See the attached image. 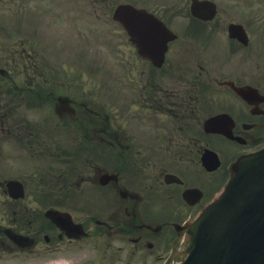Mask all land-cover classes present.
I'll return each instance as SVG.
<instances>
[{"label": "flooded vegetation", "instance_id": "obj_1", "mask_svg": "<svg viewBox=\"0 0 264 264\" xmlns=\"http://www.w3.org/2000/svg\"><path fill=\"white\" fill-rule=\"evenodd\" d=\"M262 147L264 0H0V264H162Z\"/></svg>", "mask_w": 264, "mask_h": 264}, {"label": "water", "instance_id": "obj_2", "mask_svg": "<svg viewBox=\"0 0 264 264\" xmlns=\"http://www.w3.org/2000/svg\"><path fill=\"white\" fill-rule=\"evenodd\" d=\"M116 16L137 43L139 26L136 25V12L123 6L117 10ZM233 166L231 178L221 196L224 195L218 202L220 206L210 208L199 222L205 233L200 238L195 236L199 246L182 264H264V148L243 159L238 167ZM217 210L223 223L213 218ZM191 224L184 226L185 231ZM228 226L229 233L223 240L221 233ZM197 228L198 224L193 226L192 239ZM218 248L223 249L221 256H216ZM199 249H204L203 254L198 255Z\"/></svg>", "mask_w": 264, "mask_h": 264}, {"label": "rangeland", "instance_id": "obj_3", "mask_svg": "<svg viewBox=\"0 0 264 264\" xmlns=\"http://www.w3.org/2000/svg\"><path fill=\"white\" fill-rule=\"evenodd\" d=\"M109 5L107 6L106 9L103 7H100L97 4V10L95 12V17H94V23H95V35H96V40L104 46L106 42L104 41V37L106 36V32L110 31L113 33L114 31H122V27L120 26L119 23L115 22L111 18V14L109 15ZM99 8V9H98ZM70 18H65L63 21V25L66 24H71L72 19L69 20ZM50 18L48 19L47 22H49ZM69 28L72 27V25L68 26ZM130 74V73H129ZM132 75H137V68L134 69V71L131 73ZM101 91H107L106 88L101 89Z\"/></svg>", "mask_w": 264, "mask_h": 264}, {"label": "bare ground", "instance_id": "obj_4", "mask_svg": "<svg viewBox=\"0 0 264 264\" xmlns=\"http://www.w3.org/2000/svg\"><path fill=\"white\" fill-rule=\"evenodd\" d=\"M152 25H155V23L152 21ZM225 234V232H224ZM223 254V249L222 248H218V250L216 251V256H221Z\"/></svg>", "mask_w": 264, "mask_h": 264}]
</instances>
